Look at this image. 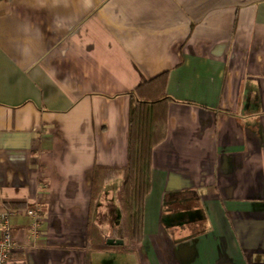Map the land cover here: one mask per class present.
<instances>
[{
    "label": "crops",
    "instance_id": "crops-1",
    "mask_svg": "<svg viewBox=\"0 0 264 264\" xmlns=\"http://www.w3.org/2000/svg\"><path fill=\"white\" fill-rule=\"evenodd\" d=\"M161 74L141 240L104 246L129 93ZM36 202L8 264H264V0H0V209Z\"/></svg>",
    "mask_w": 264,
    "mask_h": 264
},
{
    "label": "trees",
    "instance_id": "trees-1",
    "mask_svg": "<svg viewBox=\"0 0 264 264\" xmlns=\"http://www.w3.org/2000/svg\"><path fill=\"white\" fill-rule=\"evenodd\" d=\"M161 74L137 85L130 93L127 116L126 157L123 177L117 189L120 223L112 237L123 239L124 248L133 249L141 240L144 198L150 190V168L153 148L166 134V104L171 99L165 94ZM114 167L94 170L91 182V199L101 189L105 179L115 175ZM8 208H23L20 203H8ZM106 246V236L100 237Z\"/></svg>",
    "mask_w": 264,
    "mask_h": 264
},
{
    "label": "built area",
    "instance_id": "built-area-1",
    "mask_svg": "<svg viewBox=\"0 0 264 264\" xmlns=\"http://www.w3.org/2000/svg\"><path fill=\"white\" fill-rule=\"evenodd\" d=\"M39 203L27 208H1L0 209V264H8L11 253L15 248L12 238L11 219L20 214L29 218V237L33 238L39 233Z\"/></svg>",
    "mask_w": 264,
    "mask_h": 264
},
{
    "label": "water",
    "instance_id": "water-1",
    "mask_svg": "<svg viewBox=\"0 0 264 264\" xmlns=\"http://www.w3.org/2000/svg\"><path fill=\"white\" fill-rule=\"evenodd\" d=\"M107 244H121L122 240L121 239H112V238H108L106 240Z\"/></svg>",
    "mask_w": 264,
    "mask_h": 264
}]
</instances>
